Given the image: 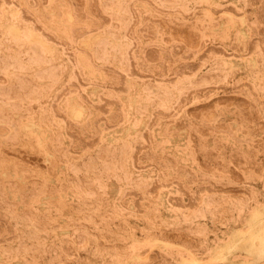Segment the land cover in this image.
<instances>
[{"label": "rangeland", "instance_id": "1", "mask_svg": "<svg viewBox=\"0 0 264 264\" xmlns=\"http://www.w3.org/2000/svg\"><path fill=\"white\" fill-rule=\"evenodd\" d=\"M263 30V0H0V264H264Z\"/></svg>", "mask_w": 264, "mask_h": 264}, {"label": "bare ground", "instance_id": "2", "mask_svg": "<svg viewBox=\"0 0 264 264\" xmlns=\"http://www.w3.org/2000/svg\"><path fill=\"white\" fill-rule=\"evenodd\" d=\"M264 1V0H263ZM111 2V1H110ZM160 2V1H159ZM5 3V2H4ZM45 3V2H44ZM78 3V2H77ZM109 3V2H108ZM107 3V4H108ZM113 3V2H112ZM112 3H111V5H105L106 7H108V6H112ZM162 3H163V1H162ZM10 4V3H9ZM207 4V3H206ZM44 5V4H43ZM73 5V4H72ZM74 6V5H73ZM103 6H104V4H103ZM102 6V7H103ZM249 6V5H248ZM93 7V6H92ZM105 7V8H106ZM104 8V7H103ZM104 8V9H105ZM117 8H118V6H117ZM131 8V7H130ZM97 9V8H96ZM98 12V11H97ZM122 12V11H121ZM222 12V11H221ZM255 12V11H254ZM99 13V12H98ZM114 15H115V13H114ZM245 15V14H244ZM33 16V15H32ZM41 16V15H40ZM77 16V15H76ZM221 16H224V14L222 15L221 14ZM228 16V15H227ZM238 16V15H237ZM23 17V16H22ZM70 17V16H69ZM205 17H207V16H205ZM232 17V16H231ZM230 17V18H231ZM72 17H70V19H71ZM113 18V17H112ZM73 19V18H72ZM124 19V18H123ZM239 20H241L242 21V19L241 18H238ZM68 21H69V19H68ZM71 21V20H70ZM73 21V20H72ZM71 21V22H72ZM124 21V20H123ZM207 21V20H206ZM199 22V21H198ZM243 22V21H242ZM241 22V23H242ZM59 23H60V21H59ZM103 24V23H102ZM146 24V23H145ZM35 25V24H34ZM117 26V25H116ZM223 26V25H222ZM11 28L13 27V26H10ZM9 27V28H10ZM64 27V26H63ZM8 28V27H7ZM15 29V28H14ZM80 29H82V28H80ZM230 29V28H229ZM15 30H17V29H15ZM19 30V29H18ZM14 31V30H13ZM20 31V30H19ZM18 31V32H19ZM38 31V30H37ZM130 31V30H129ZM160 31V30H159ZM264 31V30H263ZM16 32V31H15ZM17 32V34H19ZM32 32V31H31ZM110 32V31H109ZM127 32V31H126ZM150 32V31H149ZM73 33V32H72ZM85 33V32H84ZM146 33V32H145ZM247 33V32H246ZM15 34V33H14ZM125 34V33H124ZM156 34H158V33H156ZM243 35H244V33H242ZM20 35V34H19ZM87 35V34H86ZM37 36V35H36ZM105 36V35H104ZM125 36H126V34H125ZM144 36V35H143ZM245 36V35H244ZM16 37V36H15ZM80 37V36H79ZM113 37V36H112ZM48 39V38H47ZM149 39V38H148ZM49 40H51L50 39V37H49V39H48V41ZM103 40H105V39H103ZM13 41H15V40H13ZM95 41V40H94ZM97 41V40H96ZM74 42V41H73ZM105 42V41H104ZM113 42V41H112ZM33 43V42H32ZM41 43V42H40ZM43 43V42H42ZM106 43V42H105ZM45 44V43H44ZM43 44V45H44ZM98 44V43H97ZM104 44V43H103ZM102 44V45H103ZM134 44V43H133ZM132 44V45H133ZM42 45V46H43ZM61 45V44H60ZM76 45V44H75ZM35 46V45H34ZM99 46V45H98ZM101 46V45H100ZM133 46H135V45H133ZM132 46V47H133ZM33 47V46H32ZM31 47V48H32ZM74 48V47H73ZM104 48H105V45H104ZM35 49V48H34ZM134 49V48H133ZM133 49H131V50H133ZM254 49V48H253ZM26 50V49H25ZM91 50V49H90ZM262 50V49H261ZM66 51V50H65ZM80 51H82V50H80ZM130 51V50H129ZM34 52V51H33ZM36 53V52H35ZM67 53V52H66ZM65 53V55H67ZM118 53V52H117ZM251 53V52H250ZM130 54V53H129ZM241 54V53H240ZM234 55V54H233ZM264 55V54H263ZM70 56V55H69ZM80 56V55H79ZM97 57V56H96ZM131 57V56H130ZM244 57V56H243ZM70 58V57H69ZM104 58V57H103ZM239 58V57H238ZM92 59V58H91ZM129 59V58H128ZM127 59V60H128ZM205 59V58H204ZM100 60V59H99ZM98 60V61H99ZM102 60V59H101ZM39 61V60H38ZM130 61V60H129ZM133 61V60H132ZM264 61V60H263ZM41 62V61H40ZM44 62V61H43ZM93 64V63H92ZM231 64V63H230ZM14 65V64H13ZM135 65V64H134ZM11 66V65H10ZM131 66V65H130ZM144 66V65H143ZM135 67V66H134ZM101 68V67H100ZM104 68H106V67H104ZM81 69V68H80ZM107 69H109V68H107ZM128 69V68H127ZM134 69V68H133ZM152 69V68H151ZM57 70V69H56ZM113 70V69H112ZM75 71H76V69H75ZM131 71V70H130ZM113 72H114V70H113ZM165 72V71H164ZM44 73V72H43ZM46 73V72H45ZM110 73V72H109ZM58 74V73H57ZM82 74V73H81ZM119 74V73H118ZM195 74V73H194ZM196 75V74H195ZM83 76V75H82ZM122 76V75H121ZM132 76H133V74H132ZM38 77V76H37ZM78 77V76H77ZM178 77V76H177ZM49 78V77H48ZM53 78V77H52ZM6 79V78H5ZM115 80V79H114ZM76 82V81H75ZM79 82V81H78ZM43 83V82H42ZM169 83V82H168ZM72 84V83H71ZM81 84V83H80ZM88 85V84H87ZM24 86V85H23ZM71 86H73V85H71ZM66 87V86H65ZM82 87V86H81ZM100 87V86H99ZM242 87V86H241ZM48 88H49V86H48ZM240 88V87H239ZM78 89V88H77ZM49 90V89H48ZM68 90V89H67ZM26 91V90H25ZM204 91V90H203ZM65 92V91H64ZM63 92V93H64ZM71 92V91H70ZM122 92H123V90H122ZM126 92V91H125ZM9 93V92H8ZM129 93V92H128ZM128 93H127V95H128ZM3 94V93H2ZM32 94V93H31ZM33 94H34V92H33ZM32 94V95H33ZM207 94V93H206ZM31 95V96H32ZM30 96V95H29ZM38 96V95H37ZM83 96V95H82ZM191 96V95H190ZM255 96V95H254ZM235 97V96H234ZM240 97H242V96H240ZM84 98V97H83ZM85 99V98H84ZM83 99V100H84ZM111 100H112V98H111ZM183 100V99H182ZM186 100V99H185ZM70 101H72V100H70ZM74 101V100H73ZM87 101V100H86ZM225 101V100H224ZM23 102V101H22ZM116 102V101H115ZM233 102V101H232ZM87 103H89V102H87ZM243 103V102H242ZM250 103V102H249ZM53 104H54V102H53ZM114 104V103H113ZM262 104H264V102H262ZM52 105V104H51ZM90 105V104H89ZM110 105V104H109ZM236 105V104H235ZM239 105H240V103H239ZM54 106V105H53ZM93 106V105H92ZM242 106H243V104H242ZM247 106V105H246ZM52 107V106H51ZM55 107V106H54ZM82 107V106H81ZM240 107V106H239ZM75 108V107H74ZM94 108V107H93ZM116 108V107H115ZM175 108V107H174ZM173 108V109H174ZM241 108V107H240ZM71 109V108H70ZM80 109H82V108H80ZM79 109V110H80ZM98 109V108H97ZM228 109V108H227ZM9 110V109H8ZM53 110H55V109H53ZM71 110H73V109H71ZM75 110V109H74ZM79 110H76L77 112L79 111ZM107 110V109H106ZM117 110H120V109H117ZM248 110V109H247ZM74 112L75 114L77 113V112ZM83 111V110H82ZM99 111H100V109H99ZM241 111V110H240ZM56 112V111H55ZM72 112V111H71ZM80 112V111H79ZM91 112V111H90ZM173 112V111H172ZM195 112H197V111H195ZM215 112V111H214ZM243 112V111H242ZM255 112V111H254ZM107 113V112H106ZM140 113V112H139ZM213 113V112H212ZM119 115H120V113H118ZM141 114H142V112H141ZM144 114V113H143ZM244 114V113H243ZM48 115V114H47ZM57 115V114H56ZM74 115V114H73ZM77 115V114H76ZM90 115H91V113H90ZM217 115V114H216ZM17 116V115H16ZM64 116V115H63ZM82 116V115H81ZM121 116V115H120ZM243 116V115H242ZM74 117H76V116H74ZM90 117V116H89ZM154 117H156V116H154ZM214 117H216V116H214ZM252 117V116H251ZM48 118V117H47ZM60 118H61V116H60ZM63 118V117H62ZM116 118V117H115ZM246 118V117H245ZM75 119H77V118H75ZM78 119H79V117H78ZM121 119V118H120ZM155 119V118H154ZM211 119V118H210ZM242 119V118H241ZM83 120V119H82ZM98 120V119H97ZM192 120V119H191ZM209 120V119H208ZM211 120H214L213 118L211 119ZM246 120V119H245ZM250 120V119H249ZM122 121V120H121ZM210 121V120H209ZM230 121V120H229ZM19 122V121H18ZM106 122V121H105ZM153 122V121H152ZM207 122V121H206ZM253 122V121H252ZM67 123V122H66ZM97 123H99V122H97ZM97 123L95 122V126L97 125ZM120 123V122H119ZM167 123V122H166ZM243 123V122H242ZM251 123V122H250ZM34 124V123H33ZM49 124H51V122L49 123ZM118 124V123H117ZM224 124V123H223ZM258 124V123H257ZM4 125V124H3ZM108 125V124H107ZM152 125V124H151ZM215 125V124H214ZM260 125V124H259ZM37 126V125H36ZM53 126V125H52ZM86 126H87V124H86ZM88 126H89V124H88ZM234 126V125H233ZM67 127V126H66ZM113 127L114 126H112V129H113ZM132 127V126H131ZM134 127V126H133ZM147 127V126H146ZM1 128V127H0ZM12 128V127H11ZM111 128V127H110ZM135 128H136V126H135ZM251 128V127H250ZM14 129V128H13ZM26 129V128H25ZM30 129V128H29ZM40 129V128H39ZM105 129H107V128H105ZM151 129V128H150ZM83 130V129H82ZM93 130V129H92ZM111 130V129H110ZM148 130V129H147ZM50 131V130H49ZM76 131V130H75ZM108 131V130H107ZM150 131V130H149ZM207 131V130H206ZM230 131V130H229ZM244 131V130H243ZM35 132V131H34ZM146 132V131H145ZM144 132V133H145ZM183 132V131H182ZM201 132V131H200ZM76 133V132H75ZM127 133V132H126ZM223 133V132H222ZM255 133V132H254ZM43 134V133H42ZM146 134V133H145ZM228 134V133H227ZM147 135V134H146ZM191 135V134H190ZM264 135V134H263ZM95 137V136H94ZM247 137V136H246ZM129 138V137H128ZM145 138V137H144ZM47 139V138H46ZM237 139H238V137H237ZM263 139V138H262ZM10 140V139H9ZM128 140V139H127ZM241 140V139H240ZM257 140V139H256ZM261 140V139H260ZM19 141V140H18ZM151 141H152V139H151ZM41 142V141H40ZM85 142V141H84ZM238 142V141H237ZM244 142V141H243ZM254 142V141H253ZM23 143V142H22ZM95 144V143H94ZM139 144V143H138ZM141 144V143H140ZM139 144V145H140ZM236 144H238V143H236ZM247 144V143H246ZM90 145V144H89ZM238 145H240V143L238 144ZM250 145V144H249ZM40 146H42V145H40ZM52 146V145H51ZM80 146V145H79ZM87 146V145H86ZM93 146V145H92ZM95 146V145H94ZM72 147V146H71ZM70 147V148H71ZM124 147V146H123ZM49 148V147H48ZM141 148V147H140ZM140 148H138V149H140ZM251 148V147H250ZM86 148H84V150H85ZM105 149H107V148H105ZM262 149H263V147H262ZM125 151H126V149H125ZM13 152V151H12ZM136 152V151H135ZM138 152V151H137ZM137 152L135 153V154H137ZM141 152V151H140ZM14 154H15V152H13ZM23 153V152H22ZM21 153V154H22ZM34 153V152H33ZM148 153V152H147ZM6 154V153H5ZM66 155V154H65ZM64 155V156H65ZM3 156V155H2ZM8 156H13V157H15L14 155H8ZM18 156V155H17ZM125 156V155H124ZM136 156V155H135ZM210 156V155H209ZM132 157V156H131ZM52 158V157H51ZM197 158H198V156H197ZM237 158V157H236ZM6 159V158H5ZM19 159V158H18ZM17 159V160H18ZM59 159V158H58ZM120 159V158H119ZM19 160H21V159H19ZM36 160V159H35ZM197 160V159H196ZM243 159H240V161H242ZM105 161V160H104ZM238 161V160H237ZM239 161V162H240ZM20 162V161H19ZM24 162H26V161H24ZM112 162V161H111ZM123 162V161H122ZM29 163V162H28ZM48 163V162H47ZM69 163V162H68ZM115 163H116V161H115ZM157 163V162H156ZM234 163V162H233ZM254 163V162H253ZM118 164V163H117ZM120 164H121V162H120ZM241 164V163H240ZM239 164V165H240ZM250 164V163H249ZM258 164H260V163H258ZM262 164H263V162H262ZM9 165V164H8ZM135 165H136V163H135ZM134 165V166H135ZM149 165V164H148ZM33 166V165H32ZM71 166V165H70ZM137 166V165H136ZM35 167V166H34ZM37 167V166H36ZM104 167V166H103ZM121 167H123V165L121 166ZM148 167V166H147ZM172 167V166H171ZM45 168V167H44ZM62 168V167H61ZM72 168V167H71ZM102 168V167H101ZM140 168H143V167H140ZM146 168V167H145ZM137 169H138V167H137ZM230 169H232V168H230ZM260 169V168H259ZM32 170V169H31ZM140 170V169H139ZM213 170V169H212ZM245 170V169H244ZM7 171V170H6ZM73 171V170H72ZM75 171V170H74ZM87 171V170H86ZM109 171V170H108ZM209 171H210V169H209ZM231 171V170H230ZM47 172V171H46ZM81 172V171H80ZM247 172V171H246ZM126 173V172H125ZM233 173V172H232ZM77 174V173H76ZM92 174V173H91ZM112 174V173H111ZM236 174V173H235ZM126 175V174H125ZM183 175V174H182ZM232 175V174H231ZM234 175V174H233ZM104 176V175H103ZM159 176V175H158ZM194 176V175H193ZM237 175H235V177H236ZM242 176V175H241ZM5 177V176H4ZM97 177V176H96ZM99 177V176H98ZM126 177V176H125ZM13 178V177H12ZM232 178H233V176H232ZM231 178V179H232ZM243 178V177H242ZM240 179V178H239ZM257 179V178H256ZM22 180V179H21ZM118 180V179H117ZM238 180V179H237ZM171 181V180H170ZM201 181V180H200ZM35 182V181H34ZM37 182V181H36ZM239 182H241V181H238V183ZM243 182V181H242ZM13 183V182H12ZM71 183V182H70ZM80 183V182H79ZM89 183V182H88ZM42 184V183H41ZM99 184V183H98ZM175 184H176V182H175ZM213 184V183H212ZM64 185V184H63ZM68 185V184H67ZM20 186V185H19ZM66 186V185H65ZM101 186V185H100ZM214 186V185H213ZM221 186V185H220ZM154 187V186H153ZM162 187V186H161ZM11 188V187H10ZM67 188H68V186H67ZM88 188V187H87ZM147 188V187H146ZM145 188V189H146ZM155 188V187H154ZM221 188V187H220ZM11 190V189H10ZM19 190V189H18ZM72 190V189H71ZM79 190V189H78ZM101 190V189H100ZM208 190V189H207ZM92 191V190H91ZM198 191V190H197ZM249 191V190H248ZM225 192V191H224ZM84 193V192H83ZM86 193V192H85ZM135 194H136V192H134ZM186 193V192H185ZM197 193V192H196ZM228 193V192H227ZM231 193H233V192H231ZM251 193V192H250ZM24 194V193H23ZM88 194V193H87ZM133 194V193H132ZM134 194V195H135ZM148 194V193H147ZM156 194V193H155ZM222 194V193H221ZM229 194V193H228ZM241 194V193H240ZM86 195V194H85ZM126 195H127V193H126ZM137 195H139V194H137ZM136 195V196H137ZM181 195V194H180ZM227 195V194H226ZM230 195V194H229ZM131 196V195H130ZM135 196V197H136ZM234 196V195H233ZM238 196V195H237ZM236 196V197H237ZM25 197V196H24ZM31 197V196H30ZM142 197V196H141ZM240 197V196H239ZM83 198V197H82ZM125 198V197H124ZM153 198V197H152ZM154 198H155V196H154ZM170 198V197H169ZM180 198V197H179ZM20 199V198H19ZM29 199H31V198H29ZM54 198H52V200H53ZM142 200H143V198H141ZM187 199H188V197H187ZM236 199V198H235ZM250 199V198H249ZM46 200H48V199H46ZM123 200V199H122ZM121 200V201H122ZM139 200V199H138ZM195 200V199H194ZM49 201V200H48ZM87 201V200H86ZM154 201V200H153ZM214 201V200H213ZM53 202V201H52ZM135 202H137V200L135 201ZM180 202V201H179ZM28 203H29V200H28ZM49 203V202H48ZM85 203V202H84ZM125 203H127V202H125ZM211 203V202H210ZM35 204V203H34ZM177 204V203H176ZM189 204V203H188ZM44 205H46V204H44ZM139 205V204H138ZM178 205V204H177ZM250 204H248V206H249ZM40 206V205H39ZM60 206V205H59ZM139 206H141V205H139ZM27 207V206H26ZM123 207V206H122ZM143 207H144V205H143ZM61 208V207H60ZM87 208V207H86ZM94 208V207H93ZM237 208V207H236ZM73 209H74V206H73ZM78 209V208H77ZM146 209V208H145ZM242 209V208H241ZM256 210H253V212H251L252 214L250 215V220L248 221L249 223V225H248V231L246 232L247 233V239H248V242H249V252L250 253H252V254H261V255H264V210H261V208L260 209H257V208H255ZM9 210V209H8ZM14 210V209H13ZM151 210V209H150ZM223 210V209H222ZM226 210V209H225ZM227 211V210H226ZM32 212V211H31ZM134 212V211H133ZM137 212V211H136ZM139 212V211H138ZM137 212V213H138ZM106 213V212H105ZM30 214V213H29ZM32 214V213H31ZM50 214V213H49ZM148 214H150V213H148ZM203 215V214H202ZM4 216V215H3ZM135 216V215H134ZM219 216V215H218ZM49 217V216H48ZM149 217V216H148ZM147 217V218H148ZM230 217V216H229ZM46 218H47V215H46ZM85 218V217H84ZM93 218V217H92ZM95 218V217H94ZM141 218V217H140ZM152 218V217H151ZM22 219V218H21ZM33 219H34V217H33ZM1 220H3V219H1ZM5 220V219H4ZM14 220V219H13ZM26 220V219H25ZM47 220V219H46ZM56 220V219H55ZM244 220V219H243ZM49 221V220H48ZM92 221V220H91ZM21 222V221H20ZM24 222V221H23ZM120 222V221H119ZM154 222V221H153ZM216 222V221H215ZM226 222V221H225ZM28 223H29V221H28ZM158 223V222H157ZM223 222H221V224H222ZM7 224V223H6ZM94 224V223H93ZM243 224V223H242ZM245 224V223H244ZM20 225V224H19ZM21 225H22V223H21ZM33 225V224H32ZM4 226H6V225H4ZM8 226V225H7ZM58 226V225H57ZM56 226V228H58ZM79 226H80V224H79ZM28 227V226H27ZM89 227V226H88ZM182 227V226H181ZM53 228H54V226H53ZM55 228V229H56ZM155 228V227H154ZM166 228V227H165ZM40 229V228H39ZM51 229V228H50ZM70 229V228H69ZM127 229V228H126ZM215 229V228H214ZM57 230V229H56ZM65 230V229H64ZM98 230V229H97ZM121 230V229H120ZM141 230V229H140ZM162 230V229H161ZM174 230V229H173ZM182 230V229H181ZM180 230V231H181ZM8 231V230H7ZM35 231V230H34ZM55 231V230H54ZM89 231V230H88ZM87 231V232H88ZM92 231V230H91ZM236 231V230H235ZM234 231V232H235ZM1 232V231H0ZM199 232V231H198ZM45 233V232H44ZM143 233V232H142ZM232 233V232H231ZM237 233V232H236ZM239 233V232H238ZM241 234H242V232H240ZM239 233V234H240ZM244 233V232H243ZM8 234H9V232H8ZM177 234H178V232H177ZM182 234V233H181ZM193 234V233H192ZM14 235V234H13ZM79 235V234H78ZM105 235V234H104ZM185 235V234H184ZM244 236H245V234H243ZM242 235V236H243ZM169 236V234L167 235V237ZM231 235H229V237H230ZM6 237V236H5ZM13 237V236H12ZM83 237V236H82ZM90 237V236H89ZM95 237V236H94ZM189 237V236H188ZM202 237V236H201ZM24 238H25V236H24ZM23 238V239H24ZM36 238V237H35ZM74 239V238H73ZM110 239V238H109ZM187 239V238H186ZM189 239V238H188ZM192 239H194V238H192ZM12 240V239H11ZM52 240V239H51ZM66 240V239H65ZM64 240V241H65ZM83 240V239H82ZM173 240V239H172ZM197 240V239H196ZM201 240V239H200ZM233 240H234V238H233ZM239 240H241V239H239ZM24 241V240H23ZM22 241V243H24ZM37 241V240H36ZM62 241V240H61ZM67 241V240H66ZM183 241H185V240H183ZM187 241H189V240H187ZM190 241L192 242V240L190 239ZM12 242V241H11ZM92 242V241H91ZM94 242V241H93ZM100 242V241H99ZM102 242V241H101ZM148 242V241H147ZM162 242V241H161ZM160 242V243H161ZM198 242V241H197ZM200 242V241H199ZM1 243H2V241H1ZM21 243V242H20ZM67 243H68V241H67ZM84 243V242H83ZM153 243V242H152ZM159 243V242H158ZM192 243H194V242H192ZM25 244V243H24ZM64 244V243H63ZM69 244V243H68ZM97 244V243H96ZM103 244V242L101 243V245ZM154 244V243H153ZM152 244V245H153ZM163 244V243H162ZM226 244V243H225ZM233 244V243H232ZM237 244V243H236ZM23 245V244H22ZM80 245V244H79ZM164 245H165V247H166V244L164 243ZM169 245V246H168ZM167 246L168 247H170V244H168ZM191 245H193V244H191ZM195 245V244H194ZM193 245V246H194ZM227 245V244H226ZM229 245V244H228ZM91 246V245H90ZM93 246V245H92ZM105 246H107V245H105ZM118 246V245H117ZM121 246V245H120ZM173 246H175V245H173ZM45 247V246H44ZM99 247V246H98ZM109 247V246H108ZM113 247V246H112ZM226 247V246H225ZM233 247H235V246H233ZM104 248V247H103ZM173 248V247H172ZM177 248H179V247H177ZM202 248L204 249V247L202 246ZM220 248V247H219ZM229 248V247H228ZM238 248V247H237ZM18 249H19V247H18ZM22 249V248H21ZM29 249V248H28ZM65 249V248H64ZM78 249V248H77ZM95 249V248H94ZM111 250H112V248H110ZM118 249H119V247H118ZM180 249H182V247L180 248ZM222 249V248H221ZM220 249V250H221ZM233 249V248H232ZM0 250H1V248H0ZM67 250V249H66ZM69 250H71V249H69ZM73 250V249H72ZM98 250V249H97ZM106 250H108V248L106 249ZM182 250H186V249H182ZM196 250V249H195ZM206 251V250H205ZM219 251V250H218ZM223 251V250H222ZM222 251H220V252H222ZM7 252V251H6ZM18 252V251H17ZM41 252V251H40ZM111 252V251H110ZM118 252V251H117ZM154 252V251H153ZM189 252V251H188ZM187 252V254H189ZM215 252V251H214ZM216 252H217V250H216ZM246 253V252H245ZM249 253V254H250ZM1 254V253H0ZM57 254V253H56ZM115 254V253H114ZM159 253H157V255H158ZM217 255H219L218 253H216ZM221 254H223V253H221ZM29 255V254H28ZM33 255V254H32ZM46 255V254H45ZM141 255H143V254H141ZM156 255V256H157ZM189 255H191V254H189ZM74 256V255H73ZM148 256V255H147ZM153 256V255H152ZM155 256V257H156ZM160 256V255H159ZM223 256V255H222ZM154 257V258H155ZM165 257V256H164ZM194 257V256H193ZM192 257V258H193ZM220 257V256H219ZM253 256H251V258H252ZM159 258V257H158ZM163 258V257H162ZM190 258V257H189ZM192 258H190V259H192ZM215 258V257H214ZM213 258V259H214ZM221 258V257H220ZM39 259V258H38ZM151 259V258H150ZM61 260V259H60ZM134 260V259H133ZM219 260V259H218ZM217 260V261H218ZM221 260H222V258H221ZM140 261H141V259H140ZM144 261V260H143ZM158 261V260H157ZM166 261H168L167 259H166ZM195 261V263H197L196 262V260H194ZM193 261V262H194ZM198 261V260H197ZM212 261V260H211ZM210 261V262H211ZM214 261V260H213ZM215 261H216V259H215ZM184 262H186V261H184ZM193 262H191L190 261V264L191 263H193ZM207 262H209V261H207ZM223 262V261H222ZM54 263V262H53ZM53 263H51V264H53ZM62 263V262H61ZM158 263V262H157ZM156 263V264H157ZM187 263H189V262H187ZM195 263H193V264H195ZM212 263V262H211ZM215 263V262H214ZM250 263V262H249ZM142 264V263H141ZM155 264V263H154ZM161 264V263H160ZM185 264V263H184ZM197 264H199V263H197ZM205 264H207V263H205ZM245 264V263H244Z\"/></svg>", "mask_w": 264, "mask_h": 264}]
</instances>
